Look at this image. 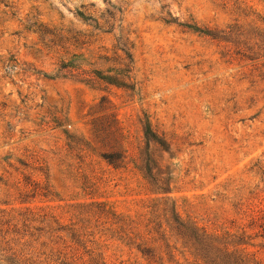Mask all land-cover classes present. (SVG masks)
I'll use <instances>...</instances> for the list:
<instances>
[{
    "label": "rangeland",
    "instance_id": "rangeland-1",
    "mask_svg": "<svg viewBox=\"0 0 264 264\" xmlns=\"http://www.w3.org/2000/svg\"><path fill=\"white\" fill-rule=\"evenodd\" d=\"M197 254L264 264V0H0V264Z\"/></svg>",
    "mask_w": 264,
    "mask_h": 264
},
{
    "label": "trees",
    "instance_id": "trees-1",
    "mask_svg": "<svg viewBox=\"0 0 264 264\" xmlns=\"http://www.w3.org/2000/svg\"><path fill=\"white\" fill-rule=\"evenodd\" d=\"M105 160L109 163V165H113V166L116 165L117 160L111 154L108 156H105ZM260 219L261 218H257L256 220L258 221ZM261 226H263V225H260L259 227H261ZM187 230L189 232L188 237L192 238L195 242H197L199 244L206 243V242L210 241L211 242L210 246H212V245L214 246L217 243V241L215 239H212V238H208V237H204V236L201 238L200 235L198 236L196 230L192 227H189ZM223 251L225 254L231 255V252H229L228 248L224 247ZM37 254H39V253H37ZM37 254H35V255H37ZM142 254H144V253L142 252ZM144 255H146V254H144ZM35 257H38V256H35ZM195 257H196V260L193 261L195 264L197 262H204L205 257H203L199 254H197ZM32 258H33V256L29 257L28 259H26L25 262H28L27 264H35V261ZM221 263L226 264V263H224V261H221Z\"/></svg>",
    "mask_w": 264,
    "mask_h": 264
}]
</instances>
